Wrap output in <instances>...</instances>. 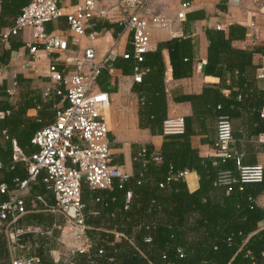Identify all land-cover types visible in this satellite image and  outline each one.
<instances>
[{
	"label": "trees",
	"instance_id": "trees-1",
	"mask_svg": "<svg viewBox=\"0 0 264 264\" xmlns=\"http://www.w3.org/2000/svg\"><path fill=\"white\" fill-rule=\"evenodd\" d=\"M30 2L0 0V14L11 8L13 21ZM195 16V13L185 14L183 22ZM93 27L95 31H120L116 24L106 20L94 23ZM204 35L207 47L203 73L217 77L219 83L224 82L226 72L235 77L226 86L230 90L226 97L218 90L203 88L199 95L185 96L184 99L190 103L192 114L197 117V125L202 130L207 128L205 123L208 120L205 118L213 120L215 125L217 116L226 115L230 120L231 137L235 140L238 135L233 120L239 118L243 99L253 96L250 93L253 76H248L250 70L256 67L251 58L253 50L230 47L231 40L243 36V29L236 25L227 26L224 32L205 29ZM192 47L188 37L172 38L143 54L142 61L136 64L142 73L140 81L132 83L131 90L138 98V127L161 134V123L165 119L161 50L167 52L171 78L180 79L191 73ZM112 66L122 75H132L135 65L130 59L117 58ZM105 77L107 75L102 70L97 79V85L102 91ZM232 87H236V90H232ZM255 95L250 106L253 119L258 123L250 134L254 137L264 134V117L259 118L264 106V91H257ZM234 96H239V100L233 99ZM32 101L33 106L39 107L41 104L39 100ZM0 109L9 111L7 116L0 119V137L6 139L3 148L0 147V184L9 187L13 185L14 179L25 177L24 166L28 156L24 154V146H33L30 143L33 134L50 124L53 118L45 126L34 130L25 138V142L22 133L20 137L23 143L18 144V135L7 129V125L13 129L17 125L9 119L10 110L1 103ZM182 120L181 134H161L163 140L156 154L158 163L152 161V152L145 146L142 156L137 155L139 151L132 153L131 174L124 182L119 184L113 180L109 190H89L85 185L81 186V226L88 239L89 249L87 253H74L80 264H264V208L254 203L257 195L264 194V178L259 183L236 182L228 186H217L215 180L218 172L229 171L235 175L233 159L221 161L213 155L200 156L187 142L188 136L193 133L191 120ZM182 170L196 174V190L188 192L183 180L169 181L161 188L158 187V184L164 183L168 173L175 174ZM127 191L131 195L124 207ZM87 200L94 203L96 215L88 213L87 207H83ZM8 227L10 224L6 223L0 232V264L12 263L6 245L5 231ZM250 233L253 234L240 247L244 237ZM115 234L120 236L114 238ZM145 238L150 241L145 242ZM98 250H101V254H97ZM177 250H181V257H178ZM47 251L41 247L35 249L34 255L40 264L50 263ZM245 251L249 255H245ZM108 259L112 261L108 262Z\"/></svg>",
	"mask_w": 264,
	"mask_h": 264
},
{
	"label": "crops",
	"instance_id": "crops-1",
	"mask_svg": "<svg viewBox=\"0 0 264 264\" xmlns=\"http://www.w3.org/2000/svg\"><path fill=\"white\" fill-rule=\"evenodd\" d=\"M27 1L24 0V2ZM77 1L82 0H70L71 4ZM159 1L151 0L152 9L155 12H157L155 5ZM104 2L110 5L114 3V0H102V3ZM174 2L175 9L169 16L171 20L169 27L150 31V50L148 52L153 51L157 44L164 41L188 37L193 45V57L190 75L185 78L172 79L167 52L166 50L160 52L164 66L165 118H189L193 133L187 138L188 145L200 156L212 155L214 121L205 118L208 120L205 123L207 128L202 130L197 125V117L192 114L190 103L184 98L189 95H199L203 88L218 90L223 97L228 96L230 90L226 89V86L231 84L235 77L233 74L226 72L223 77L224 82L219 83L217 77L203 73L207 47L204 30H217L215 26L219 25L218 31L224 32L229 25L239 26L243 29V36L241 39L231 40L230 47L238 50H253L251 58L256 67L248 74L250 78L253 76L252 91L250 92L253 96L250 95L249 97L252 98L245 97L243 99V108L238 115L239 120H233L235 126L237 125L235 133L238 137L235 140L232 139V145L240 155L243 165L258 164L264 167V144L256 141L258 135L264 134L260 133L255 137L253 134L250 135L255 124H258L257 120L253 119L250 106L253 104L256 92L264 91V76L259 79L255 78V74L260 70L259 73L264 74V0H239V4L236 6L225 5L224 0H190V7L186 14L195 13L197 16L184 22L174 18L177 8L176 1L174 0ZM67 11L68 9L64 10V12ZM11 13L13 10L8 8L3 14H0V103L7 106L11 112L9 119L17 124L14 129L7 125L8 131L18 135V144H22L23 140L20 137L22 133H24L25 142L27 136L51 122L53 118L52 108L58 98L51 91L47 97H43L42 93L50 90L47 69L55 56L45 53L38 47L34 61H31L30 55L24 48V43L30 41L28 29H23L16 36H8L2 40L1 35L11 26ZM100 20L106 19L93 17L90 20V27L85 30L86 34L89 32L98 34L94 40L89 41L84 37L75 47L68 44L70 56H77L83 48L92 46L99 58L114 42L119 51L130 50L128 35L125 32L104 29L95 31L93 24ZM45 30L53 34L64 33L66 31L64 18L61 17L47 23ZM104 83V91L108 94V105L103 111V116L108 129L111 162L131 174L132 153L147 146L152 153L157 154L162 144V135L158 132L150 133L148 129L138 127V98L131 90L133 83L131 75H122L116 71L112 78L105 77ZM232 90H236V87H232ZM33 99L40 101L39 107L33 106ZM233 99L236 97L234 96ZM261 110H264V106ZM5 140L2 136L0 137L1 148H3ZM14 150L17 151L15 146ZM34 150L33 146H24L25 156H29ZM41 175L29 184L27 190L22 194L26 213L17 218L5 231L9 258L17 260L24 256H35V249L41 247L48 250L46 254L51 264H80L74 253H87L88 239L78 226L54 210L52 195L41 184ZM1 178L0 171V180ZM181 180L188 192H193L198 187V178L193 171H188V174ZM13 188L14 184L7 186L8 191ZM87 201L85 204L83 203V207H87L88 213L96 215L94 203ZM254 203L256 206L264 208V194L257 195ZM19 264L29 263L20 261Z\"/></svg>",
	"mask_w": 264,
	"mask_h": 264
},
{
	"label": "built area",
	"instance_id": "built-area-1",
	"mask_svg": "<svg viewBox=\"0 0 264 264\" xmlns=\"http://www.w3.org/2000/svg\"><path fill=\"white\" fill-rule=\"evenodd\" d=\"M175 1L177 8L174 18L183 21L190 7V0ZM104 3L102 0H82L72 4L70 0H31L1 35L3 40L28 29L30 41L24 43V48L31 61H34L38 47L55 56L47 69L50 90L44 91L42 96L47 97L51 91L58 98V103L54 106L52 122L37 130L30 140L36 150L25 159V177L21 180L14 179V188L10 191L0 185V232L6 223L11 225L26 213L22 194L41 174V183L52 195L54 210L66 217V210L74 207L80 215L74 219H66L72 221L82 232L81 186L85 185L89 190H109L113 180L120 184L130 176L121 166L111 162L108 129L103 116L108 105V94L99 89L97 79L102 70L108 78L115 76L116 70L112 64L117 58H121L130 59L135 65L131 79L138 83L142 70L136 64L150 50V31L166 29L171 20L155 12L151 0H114L110 5ZM224 3L236 6L239 0H224ZM65 9L68 11L64 12ZM61 17L64 18L66 31L58 34L46 32L45 25ZM93 17L105 18L125 32L130 50L119 51L114 42L99 58L92 46L83 48L77 56H70L68 44L75 47L81 38L86 37L92 41L98 36L96 32L85 33ZM215 28L219 30L220 26ZM260 71L255 74L256 79L264 76ZM236 100H239V96H236ZM8 114V110L0 109V119ZM263 114L264 110H261L259 117L262 118ZM182 132L183 120L180 117H166L161 123L162 135H179ZM256 141L264 144V135H258ZM143 152L140 149L137 155L142 156ZM212 155L221 161L233 159L235 164V175L229 171L217 173V186H228L236 182L259 183L264 178L263 166L241 164L240 155L232 145L230 120L226 115H219L215 119ZM151 157L154 163L159 162L155 153ZM187 174L186 170L168 173L164 183L158 184V187L161 188L169 181L181 180ZM130 195L129 191L125 192L124 207ZM252 234L244 237L240 247ZM119 236L115 234L114 238ZM144 241L149 242L150 239L145 238ZM97 254H101V250ZM177 254L181 257V250H177ZM245 255H249V252L245 251ZM20 261L40 264L35 256L20 257L12 260L11 264H19ZM111 261L108 259V262Z\"/></svg>",
	"mask_w": 264,
	"mask_h": 264
},
{
	"label": "rangeland",
	"instance_id": "rangeland-1",
	"mask_svg": "<svg viewBox=\"0 0 264 264\" xmlns=\"http://www.w3.org/2000/svg\"><path fill=\"white\" fill-rule=\"evenodd\" d=\"M174 4V0H160L159 3L155 5V9L158 13L164 16L167 15L166 17L169 18L175 9Z\"/></svg>",
	"mask_w": 264,
	"mask_h": 264
},
{
	"label": "water",
	"instance_id": "water-1",
	"mask_svg": "<svg viewBox=\"0 0 264 264\" xmlns=\"http://www.w3.org/2000/svg\"><path fill=\"white\" fill-rule=\"evenodd\" d=\"M64 215L69 219L77 218L80 214L74 207H69Z\"/></svg>",
	"mask_w": 264,
	"mask_h": 264
}]
</instances>
